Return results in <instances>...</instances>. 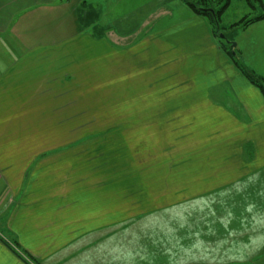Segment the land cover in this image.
Returning a JSON list of instances; mask_svg holds the SVG:
<instances>
[{"label": "crops", "instance_id": "obj_1", "mask_svg": "<svg viewBox=\"0 0 264 264\" xmlns=\"http://www.w3.org/2000/svg\"><path fill=\"white\" fill-rule=\"evenodd\" d=\"M82 5L0 0V264H155L166 249L187 257L184 245L165 247L162 231L138 229L187 195L225 192L246 203V232L259 231L248 220L261 215L250 204L264 205V94L208 20L107 43L89 35ZM144 139V159H120L119 140ZM198 249L192 260L203 264Z\"/></svg>", "mask_w": 264, "mask_h": 264}, {"label": "rangeland", "instance_id": "obj_2", "mask_svg": "<svg viewBox=\"0 0 264 264\" xmlns=\"http://www.w3.org/2000/svg\"><path fill=\"white\" fill-rule=\"evenodd\" d=\"M82 1L85 3L80 13L82 17L87 18L85 23L88 26L89 35L94 36L95 39L101 38L107 43L117 42L119 38L124 43L141 40L150 32L152 34L179 25L196 15L183 0ZM191 1L197 3L200 0ZM209 1V6L215 10H220L226 4V0ZM262 2L263 6L251 0L252 8L245 0H230L220 16L224 33L220 35L226 36L225 43L236 45L233 52L235 51L238 55L239 62L256 77L264 79V20L250 25L246 30L240 27L230 30L243 19L247 22L264 15V0ZM202 3L204 4L203 1ZM98 110L99 108H91V113L97 114ZM119 142L122 149L128 152L122 155L120 158L122 161L131 160L133 156L138 160L144 159L143 152L148 150V141L144 139L135 143L128 140L125 145H123L124 140ZM134 146L136 154L131 151ZM158 158L155 156V160ZM171 159L174 163L175 157L172 156ZM98 160H100L98 156H92L91 165L96 164ZM106 174L107 179L110 171ZM171 174L174 175V172L172 171ZM90 175L94 181L102 182L105 179L102 172L93 171ZM260 182L261 187H264L262 175ZM243 185L242 182L238 187ZM170 189H173V196L177 195L178 188ZM223 193L225 192H220L212 198H198L197 201L187 195L186 204L154 214L138 226L140 231L143 229L162 231L156 236L165 237L166 248L168 244L169 249L172 250L184 245L187 250V257L184 258L179 252H168L167 249L164 252L157 251L154 253L155 264H182V261L184 264H195L192 255L194 248L198 249L199 246L202 247L204 263L212 261L210 263L213 264H264V205H258V207L254 204L249 205L254 215L257 211H260L261 215L248 220L249 227L257 224L259 231L246 232V203L235 204V202L224 201ZM238 197H240L239 200L242 199V202H246V195L244 198L243 195ZM259 207L260 209L257 210ZM199 253L198 249L196 259H199Z\"/></svg>", "mask_w": 264, "mask_h": 264}, {"label": "trees", "instance_id": "obj_3", "mask_svg": "<svg viewBox=\"0 0 264 264\" xmlns=\"http://www.w3.org/2000/svg\"><path fill=\"white\" fill-rule=\"evenodd\" d=\"M184 3L186 5H188L198 16H201L205 19L208 20L211 28H212V32L214 35V38L218 41L220 48L222 49V51H224V53L230 58V60L233 62V64L236 66V68H238V70L242 73V75L245 76V78L254 86H256L257 88H259L262 93L264 94V79L262 78H258L256 77L252 72H250L248 69H246L238 60V55L235 53L233 54V48L231 46V44L225 43L224 40L226 39H221L220 38V34H224L222 31V27L220 24V16L222 11L224 10V7L228 6L230 0H226V4L223 8H221L220 10H215L212 9L213 7L209 6L210 1L209 0H200L199 2H194L191 0H183ZM202 1L204 2V4L202 3ZM248 2V5L251 6L253 8V5L251 3V0H245ZM255 2H259L261 3L260 5L263 6V2L262 0H254ZM82 3L84 4L85 2L82 1ZM204 6H203V5ZM203 10H206V12H204ZM209 10H213L214 11V15L212 13L209 12ZM261 20H264V15L258 16L256 18H253L250 21L246 22V19H243L240 23L237 24V26H232L230 28V30H234L236 27H240L243 30H246V28H248L250 25L259 22Z\"/></svg>", "mask_w": 264, "mask_h": 264}, {"label": "water", "instance_id": "obj_4", "mask_svg": "<svg viewBox=\"0 0 264 264\" xmlns=\"http://www.w3.org/2000/svg\"><path fill=\"white\" fill-rule=\"evenodd\" d=\"M204 12H206V10H203ZM210 13H212L213 15L215 14L213 10H209ZM220 38L221 39H226L224 35H220ZM231 44L232 48L235 49L236 48V45L233 44V43H229ZM233 54H235V51L233 52Z\"/></svg>", "mask_w": 264, "mask_h": 264}, {"label": "flooded vegetation", "instance_id": "obj_5", "mask_svg": "<svg viewBox=\"0 0 264 264\" xmlns=\"http://www.w3.org/2000/svg\"><path fill=\"white\" fill-rule=\"evenodd\" d=\"M213 9V8H212Z\"/></svg>", "mask_w": 264, "mask_h": 264}]
</instances>
